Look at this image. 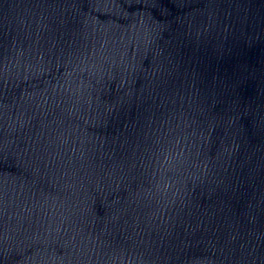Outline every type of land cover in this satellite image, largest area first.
Masks as SVG:
<instances>
[{
	"label": "water",
	"instance_id": "1",
	"mask_svg": "<svg viewBox=\"0 0 264 264\" xmlns=\"http://www.w3.org/2000/svg\"><path fill=\"white\" fill-rule=\"evenodd\" d=\"M0 264H264V0H0Z\"/></svg>",
	"mask_w": 264,
	"mask_h": 264
}]
</instances>
